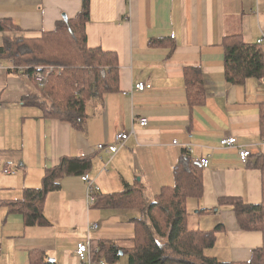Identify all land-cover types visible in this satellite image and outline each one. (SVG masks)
I'll list each match as a JSON object with an SVG mask.
<instances>
[{
    "label": "crops",
    "instance_id": "0c3cea01",
    "mask_svg": "<svg viewBox=\"0 0 264 264\" xmlns=\"http://www.w3.org/2000/svg\"><path fill=\"white\" fill-rule=\"evenodd\" d=\"M81 4L0 0V18H11L20 27L0 31V45L6 35L41 36L64 16L73 17ZM263 31L264 0H91L88 45L118 54L121 89L90 99L86 130L78 131L26 105L24 97L37 91L36 79L16 71L11 62H0V202L40 187L45 169L63 156L91 155L89 174L101 193L136 185L149 203L163 186L173 185V167L188 150L194 159L210 160L203 169L204 195L200 202H189L190 227L211 230L222 225L224 231L206 254L222 262L248 260L263 245L261 232L241 230L229 208L209 215L197 211L216 207L223 196L261 202V172L250 163L264 155V80L228 83L222 42L227 35L242 34L254 43ZM152 39L164 40L152 46ZM190 67L201 69L206 90L205 103L193 110L184 79ZM137 82L152 88L134 90ZM142 117L148 125H140ZM121 132L129 138L117 153L97 149L100 143H113ZM227 134L236 136L238 144L222 146L220 139ZM241 148L251 150L247 165L239 158ZM87 189L82 175L64 177L60 189L46 199L49 224L44 226H26L19 214L8 213L0 203V264H30L28 254L37 249L58 264H84L76 248L88 236L90 245L100 239L128 246L134 236L131 219L140 210L89 206ZM94 223L99 227L90 229ZM93 258L95 264L105 262L96 254Z\"/></svg>",
    "mask_w": 264,
    "mask_h": 264
},
{
    "label": "trees",
    "instance_id": "16d2710c",
    "mask_svg": "<svg viewBox=\"0 0 264 264\" xmlns=\"http://www.w3.org/2000/svg\"><path fill=\"white\" fill-rule=\"evenodd\" d=\"M90 14L91 0H82L80 10L73 17L58 20L54 29L38 37L6 35L0 45V62H11L16 71L31 76L41 72L46 78L43 85H37L35 93L24 97V103L41 109L46 118L68 123L78 131L86 130L90 99L121 89L118 54L88 45L86 24ZM18 30L20 27L11 18H0V31ZM163 40L152 39L150 44L156 46ZM222 44L228 83L242 84L248 78L264 80L262 44L246 42L242 34L227 35ZM184 79L187 103L193 110L206 100L201 69L187 68ZM260 128L264 134V110ZM250 165L261 172L260 203L223 196L216 207L197 211L198 215H209L229 208L241 230L261 232L263 245L253 249L248 260L222 262L206 254L215 245L217 234L224 231L222 225L211 230L190 227L189 202H200L204 195V168L188 150L183 151L173 167V185L163 186L149 203L143 189L136 185H127L120 192L96 194V206L139 209L141 215L131 219L134 236L128 246L98 239L91 243L93 252L97 250L96 256L104 258L106 264H116L122 256L127 257V264H264V155L258 154ZM91 169V155L63 156L57 165L45 169L40 187L26 188L22 198L0 203L8 213L19 214L26 226L48 225L44 209L49 193L60 189L64 177L83 175ZM28 259L30 264H58L39 249L31 250Z\"/></svg>",
    "mask_w": 264,
    "mask_h": 264
},
{
    "label": "built area",
    "instance_id": "2783aa9c",
    "mask_svg": "<svg viewBox=\"0 0 264 264\" xmlns=\"http://www.w3.org/2000/svg\"><path fill=\"white\" fill-rule=\"evenodd\" d=\"M258 44L264 45V31L262 32L261 36L256 40ZM20 70V69H19ZM30 75V74H29ZM38 82V84L43 85L45 81V76L41 72H36L32 75ZM152 85L146 82H137L134 84V90L143 92L148 89H151ZM132 92V91H131ZM128 94L129 92H125ZM2 108L0 104V109ZM139 123L141 126L148 125V119L147 118H140ZM129 138V133L127 132H121L118 133L115 136V140L113 143H100L97 146L98 150H106L112 154H115L118 152V150L125 145L126 140ZM220 144L222 146H235L238 144V138L232 134L224 135L220 139ZM252 153L251 150L248 148H241L239 152V158L241 162L245 165L248 164L250 157ZM194 159V158H193ZM195 161H198L203 168H207L210 165V160L207 157L204 158H196ZM82 179L87 183L88 189H87V203L89 206L95 205V202L97 200L96 194L100 192V187L95 183V181L91 178L89 173L83 174ZM99 227L98 223L91 224L89 226L90 229H96ZM89 236L85 241H81L77 244L76 248V256L84 263V264H95V260L93 258V255L96 254L97 250H95V253L93 252V249L91 248V245L89 243ZM2 254V248L0 246V257ZM100 264H106L104 261H102Z\"/></svg>",
    "mask_w": 264,
    "mask_h": 264
},
{
    "label": "rangeland",
    "instance_id": "374dc122",
    "mask_svg": "<svg viewBox=\"0 0 264 264\" xmlns=\"http://www.w3.org/2000/svg\"><path fill=\"white\" fill-rule=\"evenodd\" d=\"M47 77V76H46ZM38 83V82H37ZM127 257L126 256H122L121 260L118 261L116 264H127Z\"/></svg>",
    "mask_w": 264,
    "mask_h": 264
},
{
    "label": "bare ground",
    "instance_id": "6f19581e",
    "mask_svg": "<svg viewBox=\"0 0 264 264\" xmlns=\"http://www.w3.org/2000/svg\"><path fill=\"white\" fill-rule=\"evenodd\" d=\"M48 79H49V78H48ZM44 95H45V94H44ZM30 117H31V116H30ZM26 120H28V119H26ZM101 262H102V261H100V263H101ZM100 263H99V264H100Z\"/></svg>",
    "mask_w": 264,
    "mask_h": 264
},
{
    "label": "water",
    "instance_id": "95a60500",
    "mask_svg": "<svg viewBox=\"0 0 264 264\" xmlns=\"http://www.w3.org/2000/svg\"><path fill=\"white\" fill-rule=\"evenodd\" d=\"M64 18L66 19V16H64ZM201 165V164H200Z\"/></svg>",
    "mask_w": 264,
    "mask_h": 264
}]
</instances>
